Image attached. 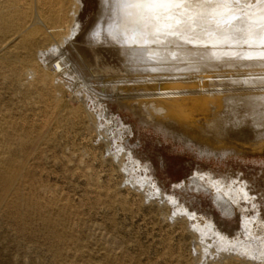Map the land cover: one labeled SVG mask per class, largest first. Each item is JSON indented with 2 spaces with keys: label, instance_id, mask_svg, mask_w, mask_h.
<instances>
[{
  "label": "rangeland",
  "instance_id": "1",
  "mask_svg": "<svg viewBox=\"0 0 264 264\" xmlns=\"http://www.w3.org/2000/svg\"><path fill=\"white\" fill-rule=\"evenodd\" d=\"M79 1L85 27L93 5ZM4 28L0 264H264V149L198 154L140 122L109 79H89L53 37L24 44ZM196 173L228 190L231 213L214 187L190 183ZM241 184L246 199L233 191ZM95 246L108 259L89 257Z\"/></svg>",
  "mask_w": 264,
  "mask_h": 264
},
{
  "label": "bare ground",
  "instance_id": "2",
  "mask_svg": "<svg viewBox=\"0 0 264 264\" xmlns=\"http://www.w3.org/2000/svg\"><path fill=\"white\" fill-rule=\"evenodd\" d=\"M90 1L92 18L81 27L79 0H0V26L21 32L24 44L53 37L89 79H109L119 104L140 122L198 154L264 149V0ZM66 2L73 6L68 28ZM5 154L0 144V161ZM199 179L216 190L219 210L231 213L220 181L196 173L190 183L203 187ZM233 191L248 195L242 184ZM104 253L95 246L89 257Z\"/></svg>",
  "mask_w": 264,
  "mask_h": 264
}]
</instances>
